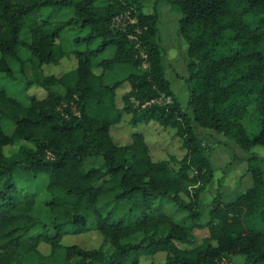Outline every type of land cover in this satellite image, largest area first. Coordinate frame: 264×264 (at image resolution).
Segmentation results:
<instances>
[{"label": "trees", "instance_id": "16d2710c", "mask_svg": "<svg viewBox=\"0 0 264 264\" xmlns=\"http://www.w3.org/2000/svg\"><path fill=\"white\" fill-rule=\"evenodd\" d=\"M162 2L181 15L192 115L166 76L159 14L146 13L142 0H0V73L13 78L12 63L23 71L22 49L34 73L25 84L28 105L0 91V264H141L161 254L162 264H235L236 256L244 258L241 264H264L260 161H246L253 187L231 201L218 191L203 224L200 199L214 170L210 147L195 128L222 134L247 153L264 147V0H156L155 7ZM45 8L74 16L53 22L42 17ZM65 30L87 32L74 39L85 49L67 51ZM69 57L76 68L61 76L44 73ZM34 88L45 97L30 95ZM252 106L260 117L255 134L244 125ZM126 115L134 131L129 144L118 145L111 130ZM4 121L14 123L11 135ZM151 123L176 131L182 158L153 159L137 131ZM90 157L103 164L87 170ZM39 176L48 178L50 224L34 216L37 195L20 186ZM161 200L185 212L186 223L151 216ZM206 230L208 237L197 242V232ZM90 232L112 253L63 242ZM139 233V242H122Z\"/></svg>", "mask_w": 264, "mask_h": 264}, {"label": "rangeland", "instance_id": "374dc122", "mask_svg": "<svg viewBox=\"0 0 264 264\" xmlns=\"http://www.w3.org/2000/svg\"><path fill=\"white\" fill-rule=\"evenodd\" d=\"M144 4L145 12L148 14L158 12L160 17L159 31L160 41L164 49L162 62L166 70V76L171 83V88L182 104L184 110L192 115L191 109L188 107L189 101V87L185 83V79L188 77L187 65L189 62L188 57V45L179 34V22L181 15L175 11L171 6L162 2L158 7H155L156 0H142ZM74 16L73 10H53L51 8H45L42 10V17L53 22H65ZM30 26L26 27L23 32V39L29 41L30 39ZM87 32H80L78 30H65L61 36L64 47L67 51H74L77 49L84 50L85 47H76L74 39L82 37ZM21 56L26 60L23 71L21 70L19 63H12L14 69V77L9 78L5 74L0 73V91L6 90L8 95L18 99L20 102L28 105V93L25 90V84L27 81L32 80L34 73L32 69L31 56L26 49L21 50ZM77 62L74 57H69L63 60L58 66H45L44 73L46 75L61 76L64 73L76 68ZM128 91L125 87L119 90V100L123 94ZM62 92H64L62 90ZM30 95H35L38 98H44L46 93L42 89L34 88L30 90ZM121 106V102H119ZM131 116L126 115L122 124L116 128H112L111 134L114 137L118 145H124L130 143V135L134 131L132 126L129 124ZM244 125L247 127L250 134H255L260 129V117L256 111L255 106H252L248 114L245 117ZM3 130L6 134L11 135L15 129L14 123L10 121H4L2 123ZM199 137L210 147V157L215 171L216 177L201 195L200 203L204 206V210L208 208L206 206L218 191L221 196H224L226 201H231V193L236 190H245V181L243 172L247 173V159L251 157L247 152L242 150L233 140L225 137L222 134L212 132L213 135L205 133L201 127L195 125ZM136 131V130H135ZM137 131L142 132L145 135L146 141L151 146V153L153 159L166 160L169 156H176L178 159L182 158L184 153L181 150V142L176 136L174 129H163L158 124L151 123L150 125H141ZM209 132V130H206ZM259 158L263 161L264 170V147H257L254 149ZM8 154L11 150L7 151ZM235 157L237 162L234 164ZM259 160V159H258ZM233 162V163H232ZM232 163V164H231ZM103 164L101 157H90L85 161L86 169L93 167H99ZM252 178V177H250ZM48 178L45 176H39L33 183L21 182L20 186L27 191L33 192L37 195V204L35 207L34 216L45 224H50L53 221V215L47 205L50 200L49 194L47 193ZM240 191L236 197L245 191ZM223 198V197H222ZM235 197H233L234 199ZM211 204V203H210ZM151 216H158L159 214H166L177 222L186 223L185 212H180L170 202L166 200L157 201L154 203V209L149 211ZM209 221V220H208ZM168 228L163 226L162 231L164 234L167 233ZM208 231L197 232V242L202 241L208 237ZM144 235L139 233L130 239H125L123 243H136L139 242ZM63 242L67 245H79L85 249L103 248L107 254H111L113 249L110 245L105 244L103 237L97 232H90L79 236H67ZM41 250L45 254H49L50 248L43 244ZM165 260V254L158 255L153 258H146L141 264H162Z\"/></svg>", "mask_w": 264, "mask_h": 264}, {"label": "crops", "instance_id": "0c3cea01", "mask_svg": "<svg viewBox=\"0 0 264 264\" xmlns=\"http://www.w3.org/2000/svg\"><path fill=\"white\" fill-rule=\"evenodd\" d=\"M205 133H209V135H213V133H212V131H209V132H206V130H203ZM257 147H255V148H253L251 151H250V153H248V155H251V156H255V157H257L258 159H259V161H260V163H261V165H262V167H263V161L258 157L259 155L257 154V153H255V152H253L254 151V149H256ZM237 158L238 157H235V159L236 160H234V164L238 161L237 160ZM233 163V162H232ZM231 163V164H232ZM246 164H247V162H245ZM245 170H247V173H244L243 172V176H244V178L242 179V181L244 180L245 181V187H244V189L245 190H248V189H250V188H252L253 187V179L252 178H250V177H252V175L250 174V172H248V164H247V169H245ZM216 177V175H215V171H214V178ZM213 183V182H212ZM243 189H241V190H236V191H234L233 193H231L232 195H231V198L233 199V197H236V195L238 194V193H240V191H242ZM245 190H243V191H245ZM217 194V193H216ZM216 196V195H215ZM215 196L213 197V199L210 201V203L212 204V201L214 200V198H215ZM222 197H223V199H224V196L222 195ZM231 199V200H232ZM225 200V199H224ZM226 201V200H225ZM210 203H208L206 206H208V208H206V210H204V206H202V211H201V215H202V223L203 224H205V223H207L208 222V220L210 219V216H209V213H210V210H211V204ZM244 261V258L243 257H241V256H236V257H234L233 258V262L235 263V264H241L242 262Z\"/></svg>", "mask_w": 264, "mask_h": 264}]
</instances>
